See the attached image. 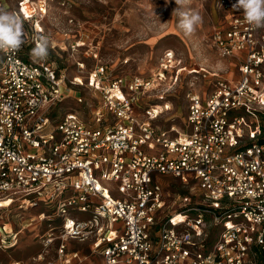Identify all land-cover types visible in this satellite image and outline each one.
<instances>
[{"label": "built area", "instance_id": "obj_1", "mask_svg": "<svg viewBox=\"0 0 264 264\" xmlns=\"http://www.w3.org/2000/svg\"><path fill=\"white\" fill-rule=\"evenodd\" d=\"M49 1L20 0L9 9L0 0L28 27L19 51L0 52V203L51 205L38 214L48 227L33 261L82 264L97 254L102 264H260L264 144L252 116L264 113V27L249 25L243 10L233 9L236 0H218L226 19L212 44L237 60L238 76L219 77L206 96L187 94L186 132L155 124L168 103L139 104L162 73L126 78L100 64L84 81L68 80L70 87L53 63L34 61ZM77 65L81 72L84 64ZM76 87L98 97L90 120L74 111L49 116L69 92L83 102ZM162 176L182 188L170 206ZM70 240L86 246L69 247Z\"/></svg>", "mask_w": 264, "mask_h": 264}, {"label": "rangeland", "instance_id": "obj_2", "mask_svg": "<svg viewBox=\"0 0 264 264\" xmlns=\"http://www.w3.org/2000/svg\"><path fill=\"white\" fill-rule=\"evenodd\" d=\"M4 1L7 8L13 9L20 0ZM175 9H191L202 16L203 22L192 35L187 36L178 28ZM225 16L218 0H185L183 5H177L175 0H53L47 2L43 19L45 35L50 39L46 59L60 67L70 87L68 80L78 75L84 81L87 72L100 64L107 66L113 76L126 78L152 79L162 73L159 85L155 82L156 89L149 97H141L139 104L145 107L168 103L170 109L160 114L155 124L160 128L175 125L188 132L190 127L183 123L187 94L195 92L206 96L219 77L233 80L238 76L236 59L220 56L212 44V32L222 25ZM27 28L24 23V29ZM167 53L172 54L170 61L165 56ZM77 62L84 64L81 72ZM76 89L83 102L78 103L76 94L69 92L68 97L53 106L54 112L49 116L74 111L88 122L99 104L98 97L87 88ZM138 117L143 118L141 111ZM252 118L264 128V115ZM162 177V182L167 184V205L170 206L182 188L173 177ZM7 204L8 201L0 203V264L14 261L45 264L33 261V257L41 250V237L48 227L46 219L41 220L38 214L47 215L51 205L40 200L35 205L25 203L24 207H19L17 202L5 206ZM70 214L86 217L74 211ZM67 244L72 248L86 246L74 240ZM54 245L49 248L48 259L55 258ZM82 264H102V260L95 254Z\"/></svg>", "mask_w": 264, "mask_h": 264}, {"label": "clouds", "instance_id": "obj_3", "mask_svg": "<svg viewBox=\"0 0 264 264\" xmlns=\"http://www.w3.org/2000/svg\"><path fill=\"white\" fill-rule=\"evenodd\" d=\"M177 5H183L185 0H175ZM234 10H243V17L249 25L264 27V0H236ZM177 11L178 28L187 36L192 35L199 24L203 22L199 12L194 10ZM27 32L24 21L15 11L0 8V52L11 53L21 49L26 43ZM35 46L31 49V57L39 62L49 54L50 39L46 35L34 37Z\"/></svg>", "mask_w": 264, "mask_h": 264}, {"label": "trees", "instance_id": "obj_4", "mask_svg": "<svg viewBox=\"0 0 264 264\" xmlns=\"http://www.w3.org/2000/svg\"><path fill=\"white\" fill-rule=\"evenodd\" d=\"M57 69H60V67L58 66ZM258 115L261 117L264 114L259 113ZM260 127H261V136L258 138V142L261 144H264V128H263V126H260ZM182 193H184V192H182Z\"/></svg>", "mask_w": 264, "mask_h": 264}, {"label": "flooded vegetation", "instance_id": "obj_5", "mask_svg": "<svg viewBox=\"0 0 264 264\" xmlns=\"http://www.w3.org/2000/svg\"><path fill=\"white\" fill-rule=\"evenodd\" d=\"M258 261L260 264H264V253L258 255Z\"/></svg>", "mask_w": 264, "mask_h": 264}, {"label": "crops", "instance_id": "obj_6", "mask_svg": "<svg viewBox=\"0 0 264 264\" xmlns=\"http://www.w3.org/2000/svg\"><path fill=\"white\" fill-rule=\"evenodd\" d=\"M236 62H237V60H236Z\"/></svg>", "mask_w": 264, "mask_h": 264}]
</instances>
